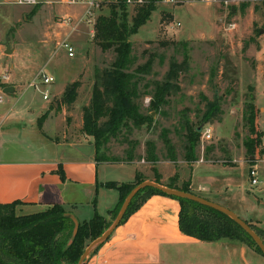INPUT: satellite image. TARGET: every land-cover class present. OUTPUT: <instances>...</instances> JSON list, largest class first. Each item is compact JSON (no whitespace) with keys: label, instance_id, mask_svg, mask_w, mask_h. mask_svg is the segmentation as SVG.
<instances>
[{"label":"rangeland","instance_id":"1","mask_svg":"<svg viewBox=\"0 0 264 264\" xmlns=\"http://www.w3.org/2000/svg\"><path fill=\"white\" fill-rule=\"evenodd\" d=\"M100 1L95 17L108 13L109 4L117 0ZM263 1L179 0L175 4L163 0L156 2V8L150 18L129 37L133 63L128 68L132 71L137 65L143 64L150 55L152 56L153 62L149 72L139 76L140 79L137 80L139 95L135 102L141 114L151 113L153 122L150 126L143 124L135 127L129 123V128L122 127L116 137H108L100 145L97 150L98 158L104 160L102 157H105L108 161L126 163L129 160L140 169L143 177H153V163L148 159L147 147V143L151 142L158 160L161 161L159 166L164 170L174 168L186 175L191 165L200 159L229 167L237 164L241 158L240 161L246 167L250 181V169L256 164L259 169L264 162L258 163L255 161L257 155L246 152L244 143L250 136L246 118L252 96V102L258 109L256 121L263 134L264 145V111L257 105L259 103L264 107V80L259 82L255 93V82L251 84L247 77L243 79L241 75L246 73L264 75ZM126 3L131 15L134 13V5L131 2ZM20 4L24 3L14 0L0 3V42L3 44L5 36H10L9 44L16 45L10 57L3 50L0 51V71L6 69L11 78L19 71L37 73L43 68L45 73L56 75V87L75 73H81L76 107L71 111H65L67 105L63 101L64 93L51 98L52 101L61 104L60 111L54 110L52 103L50 107L56 114L70 118L67 123L69 129L73 127L80 130L77 122L81 123L82 107L90 101L94 75L101 73L110 65L114 59V52L102 51L92 36L89 37L90 23L80 22L72 28L73 23L65 21L63 31L70 32L81 41L77 50H74V56L69 57L64 50L53 55L50 52L51 48L37 55L31 43L32 40L41 39L42 31L36 21L33 24L22 25L27 13L22 10L26 6ZM38 5V0L31 4ZM43 6L45 11L42 10V20L49 19L54 10L56 14L62 16L80 14L83 10L81 4H67L62 1L49 2ZM15 16H18L16 22ZM68 34L64 38L67 39ZM88 38L92 44L86 55L88 49L84 40ZM184 60L186 61L184 68L180 67L175 78L170 80L174 88L164 95V102L156 112L151 110L150 100L157 85L166 80L170 62L175 61L182 65ZM10 64H13L12 68ZM30 79L27 77L25 80ZM30 90L27 98L35 108L34 112H37V107L46 101L42 100L37 90ZM8 99V96L2 95L0 112L7 113L11 108L12 111L7 118L9 120L13 118L18 99L16 97H11L10 101ZM209 101L216 102L218 111L214 117L205 121L203 115ZM47 115L48 112L40 119ZM186 121L191 125H200L201 128L203 126L211 128L209 140L201 142L199 138L195 149L197 160L192 163L186 162L184 157ZM79 130H75V133ZM165 139L171 145L175 156L173 160L167 152ZM164 181L168 183L170 179ZM261 185L259 183L258 188ZM99 211L103 213L105 219L112 222L114 218L111 219V215L104 213L103 205Z\"/></svg>","mask_w":264,"mask_h":264},{"label":"crops","instance_id":"2","mask_svg":"<svg viewBox=\"0 0 264 264\" xmlns=\"http://www.w3.org/2000/svg\"><path fill=\"white\" fill-rule=\"evenodd\" d=\"M53 1L62 0H38V6L20 4L26 6L21 9L27 13L22 25L36 21L42 31L41 39L32 40L31 43L37 55L50 48L53 55L61 50L66 51L60 46L64 39H68L73 51L81 44L80 39L63 31L65 23L62 19L71 17L76 20L83 10L80 14H64L66 16L56 14L54 10L49 19L42 20V10L45 11L43 4ZM3 2L5 0H0V3ZM32 9H35L34 14L30 13ZM15 17L16 22L18 16ZM89 32L91 37L92 24ZM5 37V42L0 43L3 52L10 57L16 45L9 44L10 36ZM84 41L88 55L92 43L90 38ZM73 56L74 53L69 57ZM35 74L19 71L10 78L13 90L6 96L9 101L11 97H16L18 106L12 119H7L11 108L7 113L0 112V202L22 201L23 204L17 207V212L21 214L41 211L53 203H59L77 221L90 219L94 207L103 215L99 211L102 205L104 213H107L119 200L118 191L103 184L109 181L131 182L135 179V173L141 171L129 160L126 163L98 159L92 137L81 129L82 114L81 123L77 122L80 130L69 129L67 123L70 118L50 110L52 103L53 109L60 111L61 104L51 98L62 95L73 81H80L81 73H75L59 87L55 86L56 75L47 73L53 77L50 96L47 100L42 98L46 103L37 107V112H34L35 108L27 98L31 90L24 87L29 81L25 79ZM241 76L243 79L247 77L251 84L255 82V93L259 82L264 80L261 73ZM76 100L65 107L66 112L76 107ZM257 105L264 111L262 105ZM46 112L48 115L40 119ZM75 130L79 132L75 133ZM240 159L229 167L209 161H194L186 175L174 168L164 170L159 166L160 160L155 162L154 167L162 183L167 184L164 180L177 173L178 177L174 180L177 186L188 181L192 193L223 205L240 218L264 228V164L258 169L259 182L252 185ZM60 173L64 174V179ZM145 179L153 180V177ZM259 183L262 185L258 188ZM178 211L179 202L176 199L160 194L151 195L113 230L83 264H264V257L242 241H203L183 234L178 226Z\"/></svg>","mask_w":264,"mask_h":264},{"label":"trees","instance_id":"3","mask_svg":"<svg viewBox=\"0 0 264 264\" xmlns=\"http://www.w3.org/2000/svg\"><path fill=\"white\" fill-rule=\"evenodd\" d=\"M158 1L143 0L142 3H133L134 13L130 15L126 0H117L109 4L108 13L99 14L93 23L92 38L96 44L102 51L112 50L114 52V59L110 65L101 73H95L90 101L82 107V131L92 137L97 158L100 145L108 137H116L122 127L129 128V123L135 127L143 124L150 126L153 122L151 113L141 114L135 102L139 95L137 80L140 79L139 76L149 72L153 59L150 55L143 64L129 71L128 68L133 63L129 37L146 23ZM34 12L35 9H32L30 13L34 14ZM181 64L175 61L170 62L166 80L157 85L154 96L150 100L151 110L156 112L160 104L164 102V95L174 88L170 80L175 78L180 67L184 68L186 61L184 60ZM79 87L80 81L78 80L67 85L63 96V101L67 106L75 102ZM207 106L203 115L205 121L214 117L218 111V106L214 101H209ZM257 113L258 109L252 102L251 96L246 118L250 136L245 140L244 145L248 154L261 156L264 153L263 134L256 121ZM199 127L200 125H191L186 121L184 157L188 163L197 160L195 149L200 136ZM164 142L169 157L173 160L175 156L171 145L167 139ZM147 147L148 159L153 163L152 181L191 192L188 181L181 186L174 183L178 177L177 173L170 178L167 184L160 181V175L154 168V163L158 160L154 146L148 142ZM102 158L108 160L105 157ZM60 176L64 179L63 173H60ZM143 180H146L145 177L136 172L135 179L131 182L109 181L103 184L107 188L116 189L119 193L117 204L106 213L111 215V219L117 214L129 191ZM154 194L165 195L179 202L178 226L183 234L203 241L239 240L264 257L249 234L224 213L187 198L170 196L153 187H145L135 194L119 224L123 223L147 198ZM94 201L95 199L93 205H95ZM21 204L23 202L20 200L0 202V264H76L87 245L100 236L111 223L94 207L92 217L78 221L74 232V222L66 215L67 211L61 204L53 203L44 210L28 214L17 212V207ZM246 222L257 232L264 243V228ZM102 244L94 248L89 256L94 254Z\"/></svg>","mask_w":264,"mask_h":264},{"label":"built area","instance_id":"4","mask_svg":"<svg viewBox=\"0 0 264 264\" xmlns=\"http://www.w3.org/2000/svg\"><path fill=\"white\" fill-rule=\"evenodd\" d=\"M14 1H17L19 3H24V4L35 3V0H14ZM163 1L171 3V4H175L179 2V0H163ZM202 1L213 2L215 0H202ZM62 2L67 3V4H81L84 6L82 15H80L78 19L74 20L71 17H66L62 19L64 22L66 21L69 23H73L72 28H74L77 25V23L85 22V21L93 25L95 18H96L95 11L100 7L101 1L100 0H62ZM126 2H131L132 4L142 3L143 0H126ZM224 2H227V0H224ZM176 24L179 25V23H176ZM60 46H62L67 51L69 56L73 55L74 53L73 47L69 41L64 39L62 42H60ZM2 50H3V45L0 43V51ZM52 82H53V77L45 73L43 68H41L25 84L24 87L27 89L30 88V89L37 90L40 93L41 97L44 100H47L49 99V96H50V87H51ZM6 86H11L10 77L8 75V71L6 69H3L2 71H0V102L2 100V95H6V93L3 91L4 87ZM199 138L201 142L209 140L211 138V128L209 126H203L200 130ZM202 161L203 159L198 160V162H202ZM255 161H257L258 163L264 162V153L261 156L257 155V157L255 158ZM257 166H258L257 164L254 165L249 171V175L251 177L250 183L252 185L257 184L259 182Z\"/></svg>","mask_w":264,"mask_h":264},{"label":"water","instance_id":"5","mask_svg":"<svg viewBox=\"0 0 264 264\" xmlns=\"http://www.w3.org/2000/svg\"><path fill=\"white\" fill-rule=\"evenodd\" d=\"M5 45L7 46V44H5ZM6 53H9V51H6ZM12 90H13V88L11 86H6L3 89V91L5 93H9ZM200 129H201V127H199V130ZM145 187L156 188V189H158V190H160V191H162V192H164L170 196L187 198V199L199 202L203 205L209 206L215 210H218V211L224 213L225 215L230 217L232 220H234L241 228H243L249 234V236L254 240V242L256 243V245L259 247L262 254L264 255V243H263L262 239L259 237V235L257 234V232L255 230H253L250 227V225L244 219L240 218L231 209H229L223 205H220L214 201H211L209 199H206L204 197H201L199 195L191 193V192H186V191H183V190L177 189V188H171V187L162 185L160 183L154 182L152 180H143V181L139 182L138 184H136L129 191V193L124 198L117 214L115 215V217L112 220V222L110 223V225L101 233L100 236H98L97 238L92 240L87 245V247L84 249L83 253L80 255L78 262L76 264H83L85 262L86 258L89 256V254L93 251V249L108 239V237L111 235L113 230L119 225V223H120L121 219L123 218L125 211L129 205L130 201L132 200V198L135 196V194L138 191H140L141 189H143ZM66 215L73 220L74 225H75V228H74V232H75L77 229V225H78L77 219L72 214L66 213Z\"/></svg>","mask_w":264,"mask_h":264}]
</instances>
